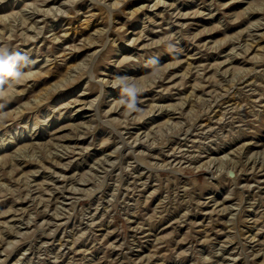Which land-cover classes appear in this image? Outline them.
<instances>
[{
    "label": "rangeland",
    "instance_id": "rangeland-1",
    "mask_svg": "<svg viewBox=\"0 0 264 264\" xmlns=\"http://www.w3.org/2000/svg\"><path fill=\"white\" fill-rule=\"evenodd\" d=\"M0 47V264H264V0H0Z\"/></svg>",
    "mask_w": 264,
    "mask_h": 264
},
{
    "label": "clouds",
    "instance_id": "clouds-1",
    "mask_svg": "<svg viewBox=\"0 0 264 264\" xmlns=\"http://www.w3.org/2000/svg\"><path fill=\"white\" fill-rule=\"evenodd\" d=\"M21 62L25 65L28 63V59L25 55L19 52L10 51L7 47H0V86L4 85L6 78L12 80H19L22 76L20 70ZM113 87H119L123 96L120 103L126 105L127 109L132 111H140L137 107V94L140 89L133 84L127 83V78L117 77L112 84ZM2 90V88H0Z\"/></svg>",
    "mask_w": 264,
    "mask_h": 264
},
{
    "label": "bare ground",
    "instance_id": "bare-ground-1",
    "mask_svg": "<svg viewBox=\"0 0 264 264\" xmlns=\"http://www.w3.org/2000/svg\"><path fill=\"white\" fill-rule=\"evenodd\" d=\"M37 121V120H36Z\"/></svg>",
    "mask_w": 264,
    "mask_h": 264
}]
</instances>
